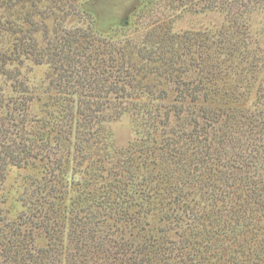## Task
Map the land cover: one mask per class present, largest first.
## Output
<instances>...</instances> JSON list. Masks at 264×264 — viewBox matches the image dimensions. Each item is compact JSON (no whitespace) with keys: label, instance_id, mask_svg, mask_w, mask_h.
<instances>
[{"label":"trees","instance_id":"obj_1","mask_svg":"<svg viewBox=\"0 0 264 264\" xmlns=\"http://www.w3.org/2000/svg\"><path fill=\"white\" fill-rule=\"evenodd\" d=\"M72 1L0 0V181L10 165L42 168L16 218L0 212V264H264V112L229 104L239 86L224 84L240 20L264 0H198L224 11L234 30L213 46L164 25L150 35L158 50L137 60L92 26L65 27ZM175 42L197 45V55L179 45L184 60ZM25 61L48 68V119L30 112ZM139 96L171 103L145 108L143 132L121 159L108 125ZM84 162L72 187L70 164Z\"/></svg>","mask_w":264,"mask_h":264},{"label":"rangeland","instance_id":"obj_2","mask_svg":"<svg viewBox=\"0 0 264 264\" xmlns=\"http://www.w3.org/2000/svg\"><path fill=\"white\" fill-rule=\"evenodd\" d=\"M197 1L194 0V4L189 6L176 2L170 4V0H74L72 1L71 13L65 17L63 24L67 28L92 26L96 35L104 37L116 45H124L126 51L131 53L133 60L139 59L141 54L147 55L158 50L156 44H151L150 35H153V39L157 38V35L164 31V25H168L170 31L175 35L191 33L200 38L204 37L213 46L219 45L218 39L222 37L223 32L227 29L230 32L234 30V27L228 25V17L224 11L219 8L203 7L205 6L204 2L196 3ZM240 21L244 23L245 28L243 30V27H238L240 33L235 36L238 43L232 51L235 58L229 62L234 66V69L226 78L227 82L224 83L231 90L234 87L232 84L239 86L235 90L236 99L229 104L241 108L245 114L257 111L264 112V4L254 6ZM46 22L49 27L54 23L52 18H48ZM243 32H245L244 42L246 43L244 46L240 38ZM2 39L0 38V53L7 46V43ZM179 45L188 47L194 51V55H197V45L175 42V47L179 53H183L181 57L184 60L185 58L190 59L189 54H186L188 49L186 50ZM152 54L150 57L153 56ZM216 56L224 57L218 51ZM144 61L137 67L148 64L146 60ZM187 66V64H183L188 72L195 74L194 67L191 64L189 68ZM19 69L20 79L25 80L29 87L27 96L31 98L30 112L39 119H48L45 106L42 104L45 97L44 81L47 66L25 61L23 65L19 66ZM1 70L2 61L0 60ZM240 70L244 73L242 82L237 81ZM0 80L2 87L6 86L5 82L3 84V78L0 77ZM164 88L172 97L171 86L165 85ZM7 92H12L11 87L7 88ZM228 99L221 98L218 105L221 107ZM130 100L136 106L112 120L108 125L111 134L109 139L111 148L109 149L112 152H117L121 159L125 157L122 153L126 151L129 143L143 132L141 118L146 117L144 111L147 110L145 108L151 112L157 104L171 103V99L157 100L142 96ZM44 130L45 132L49 131V128ZM85 164V162L78 165L70 164L65 179L69 184H72V187H79V184L74 183L82 179L81 171H83ZM41 174L42 168L40 166H8L4 180L0 181V212L2 217L8 220L16 218L17 214L24 209L23 201L30 198L29 192L25 193V188H29L27 186L29 178L39 177ZM155 220L157 219L152 220L154 224H156ZM35 241L38 245H43L46 239L43 236H37Z\"/></svg>","mask_w":264,"mask_h":264}]
</instances>
